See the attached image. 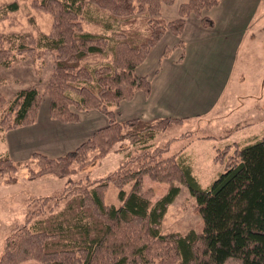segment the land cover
<instances>
[{"label":"trees","instance_id":"obj_1","mask_svg":"<svg viewBox=\"0 0 264 264\" xmlns=\"http://www.w3.org/2000/svg\"><path fill=\"white\" fill-rule=\"evenodd\" d=\"M176 1L34 0V8L53 18L50 33L41 32L37 37L0 33V64L6 67L21 57L54 53V71L45 87L52 119L79 123L80 115L73 108L78 112L97 110L108 118L105 127L65 154L33 152L31 161L36 168L28 166L31 179L50 175L69 178L106 155L117 142L131 137L145 143L157 132L184 123L185 119L172 117L118 121V112L109 108L132 101L137 91L151 95L150 79L139 75L137 68L165 34L178 37V46L183 48L181 36L191 15L200 19L203 27H214V21L204 13L220 0H188L180 5L176 18L166 21L163 6H173ZM89 8L108 13L122 28L111 38L86 31L82 20ZM18 9V3L13 2L0 7V13L4 17ZM140 16L146 25L144 32L126 28L134 26ZM109 51L110 62L95 68L85 64ZM170 51L167 48L164 56ZM42 102L35 86L16 94L8 107L0 95L1 128L34 125ZM229 136L227 131L220 137ZM171 142L143 147L117 171L92 183L69 179L61 194L44 197L40 208L28 213L26 223L13 229L0 264H264V134L246 146L233 143L219 148L214 161L224 164L225 171L207 188L194 175L188 159L168 155ZM20 167L10 156H0V179L8 177L15 182ZM145 176L169 185L155 204L153 189L144 188ZM111 184L118 189L119 206L106 203ZM181 185L196 199L194 207L203 218V231L163 234V218ZM50 202V209H43Z\"/></svg>","mask_w":264,"mask_h":264},{"label":"rangeland","instance_id":"obj_2","mask_svg":"<svg viewBox=\"0 0 264 264\" xmlns=\"http://www.w3.org/2000/svg\"><path fill=\"white\" fill-rule=\"evenodd\" d=\"M33 1L0 0V7L13 2H17L19 5L18 10L9 12L4 17L0 13V33H31L34 37L39 36L41 32L50 33L53 24L52 16L49 13L34 8L32 5ZM166 9L169 10H165L162 15L166 21H169L175 10L170 12L171 8ZM82 21L86 31L106 34L110 38L122 28V24L111 20L108 13L97 11L95 8H89ZM108 24H110L112 30H107ZM126 28H134L144 32L146 25L143 16L139 17L134 26L127 25ZM162 48L161 45L160 49ZM54 59V53L45 52V55L41 58L31 56L21 57L10 67L0 64V95L6 98V107H8L16 94L31 86L37 87L43 97L38 120L34 125L15 130L2 129L0 126V156H10L14 161L21 164L19 172L14 175L15 182L7 180L8 177L0 179V257L4 250L6 239L13 229L26 223L28 213L37 211L44 197L61 194L69 179L81 181L84 184L92 183V181H96L111 172L117 171L130 159L132 160L143 147L155 148L172 141L168 155L177 154L178 159L185 161L188 159L194 175L198 178L202 187L207 188L225 171L224 164L214 161L219 148L221 149L227 143L234 142V139L238 144H247L251 134H255L256 136L263 134L261 124L238 129L236 126L241 123L238 121L241 120V116L225 122L223 116L226 112L223 111L213 121H211L212 115L207 117L203 115L197 118V120L199 119L198 121L195 119L188 120L168 131L157 132L153 139L147 140L145 143L140 139L126 138L117 142L106 155L94 159L88 166L72 174L69 178L61 179L50 175L31 179L28 166L36 168V165L31 161L33 152H42L52 156L48 152V150H51L54 151V153L52 152L53 155L60 154L59 152L65 149L63 148L65 145L63 147L61 145L64 141L68 142L71 139V134L76 130L75 128L79 131L81 126L83 127L89 122L95 123L94 127H105L108 124V118L97 110L78 112L73 108L81 118L80 122L76 124L63 123L51 118L50 100L45 94V87L54 71ZM111 59L112 53L109 51L103 57L93 56L89 58L85 64L90 65L91 68H95L110 62ZM122 102L126 103V101ZM118 107L119 105H113L109 108L117 113ZM230 109L231 111H236L232 107ZM1 113L0 120L2 118ZM119 116L121 117L118 113L116 117L118 121H120ZM213 116L215 115L213 114ZM102 119H104L105 123L104 121L102 122ZM70 127H73V129ZM234 128L237 130H234ZM83 129L85 130L86 128ZM227 131L230 133L229 137L231 138L229 140H226L229 137L222 139L220 136H224ZM89 134H91L90 131ZM71 146L68 145L66 148L69 149ZM180 187L179 195L169 206L163 218L162 233H186L190 230L202 232L204 221L195 210L196 199L191 195L187 186L181 185ZM144 188L153 189L154 197L152 201L155 204L166 194L169 185L167 183L154 182L149 176H145ZM129 189L130 185H127L126 190ZM106 203L115 206L120 205L118 189L112 184L108 187L106 193ZM52 205L53 202H50L43 209L48 210ZM33 263L34 261H27L22 264Z\"/></svg>","mask_w":264,"mask_h":264},{"label":"crops","instance_id":"obj_3","mask_svg":"<svg viewBox=\"0 0 264 264\" xmlns=\"http://www.w3.org/2000/svg\"><path fill=\"white\" fill-rule=\"evenodd\" d=\"M187 1L163 6L162 13L169 10L166 8L175 10L172 20ZM204 14L214 21V27H203L200 19L191 15L181 36L185 47H179V38L167 33L138 67L137 73L150 79L152 92L146 97L139 91L132 101L122 102L117 110L120 121L172 117L187 122L203 115H212L213 121L224 111L225 122L241 116L238 125L242 129L261 124L264 134V0H220ZM167 48L171 51L165 57ZM94 124L89 122L79 131L75 128L77 132L64 141L60 154L48 152L60 156L75 149L102 127ZM261 136L251 134L247 144ZM231 143L237 141L227 145ZM68 145L71 148L67 149Z\"/></svg>","mask_w":264,"mask_h":264}]
</instances>
